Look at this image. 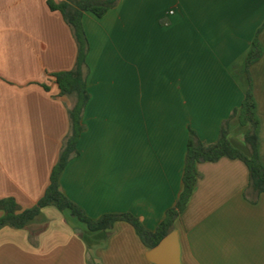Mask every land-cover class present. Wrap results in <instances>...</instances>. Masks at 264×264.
Returning a JSON list of instances; mask_svg holds the SVG:
<instances>
[{"label":"crops","instance_id":"obj_1","mask_svg":"<svg viewBox=\"0 0 264 264\" xmlns=\"http://www.w3.org/2000/svg\"><path fill=\"white\" fill-rule=\"evenodd\" d=\"M83 25L90 101L61 190L94 220L130 213L155 232L182 193L190 130L215 144L245 99L256 37L264 48V0H121L103 18L85 12ZM77 56L48 0H0V200L22 210L44 196L69 135L72 104L54 75L73 70ZM251 74L264 164V55ZM245 133L233 119L230 140L248 154ZM197 170L171 232L181 264H264V194L246 195L245 163ZM151 250L126 222L92 233L54 206L24 229L0 230V264H156Z\"/></svg>","mask_w":264,"mask_h":264},{"label":"trees","instance_id":"obj_2","mask_svg":"<svg viewBox=\"0 0 264 264\" xmlns=\"http://www.w3.org/2000/svg\"><path fill=\"white\" fill-rule=\"evenodd\" d=\"M121 0H66L55 3L48 0L52 11H59L66 23L70 26L78 47V56L73 70L60 72L54 75L55 83L60 90V96L71 101L69 108L70 132L64 141L60 158L55 165L50 184L44 196L38 203L26 210H22L17 202L12 199L0 200V230L5 227L24 229L34 221L43 209L54 206L60 211H69L78 221L86 225L92 233L108 232L118 222H126L135 230L142 242L150 249L156 248L174 229L175 222L185 211L195 191L199 177L197 167L201 163H216L223 158L241 160L249 170L250 184L246 195L252 194L256 200L264 194V164L261 159V130L262 122L258 114V103L255 96V85L251 68L258 63L263 55L264 48L256 37L252 49L246 59V75L248 90L244 101L236 108L231 117L221 127L218 141L213 145H206L195 130H190L187 146L185 167L183 173V190L176 205L166 213L164 221L155 232L147 230L140 220L130 213L106 214L94 220L84 209L73 202L61 190V178L68 164L79 155L78 143L85 130L83 117L90 101L88 90L87 57L90 52V42L83 25V14L91 12L98 18L105 17L111 10L118 7ZM44 88L49 91L47 86ZM238 119L240 125L246 129L245 143L248 154L236 148L230 140V123Z\"/></svg>","mask_w":264,"mask_h":264},{"label":"water","instance_id":"obj_3","mask_svg":"<svg viewBox=\"0 0 264 264\" xmlns=\"http://www.w3.org/2000/svg\"><path fill=\"white\" fill-rule=\"evenodd\" d=\"M149 259L156 264H181L177 234L171 233L156 248L152 249Z\"/></svg>","mask_w":264,"mask_h":264}]
</instances>
